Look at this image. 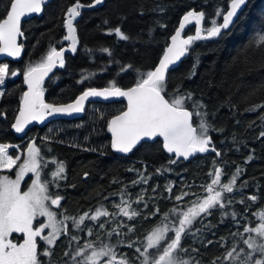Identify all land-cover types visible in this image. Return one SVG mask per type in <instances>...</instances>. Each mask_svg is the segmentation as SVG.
Returning a JSON list of instances; mask_svg holds the SVG:
<instances>
[{
	"label": "trees",
	"instance_id": "16d2710c",
	"mask_svg": "<svg viewBox=\"0 0 264 264\" xmlns=\"http://www.w3.org/2000/svg\"><path fill=\"white\" fill-rule=\"evenodd\" d=\"M75 2L51 0L44 7L42 16L23 23V55L16 63L5 62L10 72H18V75H9L5 95L0 99V143L19 144L23 141L17 137L12 125L19 112L21 97L26 92L24 72L29 64L39 62L51 47L60 50L69 45L68 40H64L67 35L64 21L67 9ZM79 2L88 4L92 0ZM229 3L230 0H105L99 8L81 12L74 24L77 50L73 55H67L64 67L44 82L45 102L67 104L89 87L100 89L111 81L124 89L134 87L140 78L139 73L154 70L158 65L169 47L171 36L188 11L206 13V20L200 24L202 35H206L203 29L211 27L212 19L222 23V17L213 13L227 10ZM9 8L10 0H0V16ZM115 27H120L129 39L120 40L114 32L109 35V30ZM196 27L194 21L186 36H194ZM262 35L264 0H249L226 38L195 41L188 47L186 57L167 74L166 91L169 95L179 87L181 92H192L193 100L205 105L200 110L207 113L204 119L210 125L209 135L221 152L220 157L208 152L184 162L169 157L160 140L141 144L128 157L117 155L111 148L108 121L126 109L122 101L91 103L74 121L51 122L27 133V141L20 146L21 150L25 151L35 141L47 162V170L56 171L53 161L64 164L62 178L57 182L47 178L52 182V192L64 197L57 212L79 218L85 212L91 215L93 209L103 206L116 213L114 205L122 198L133 202L141 193L144 196L140 204L132 203V207L141 213L135 220L120 215L101 218L104 228L99 227L100 221L86 220L81 226L83 231L71 221H66L70 232L62 234L51 247V257L41 256L42 264H75L64 253L71 254L77 247L100 239L113 244L117 240L122 241L118 251L127 253L132 264H140L134 248L123 245L135 242L134 247H142L163 213L177 205L190 206L197 196L203 197L206 193L201 185L210 183L208 173L213 170L214 160L222 168V182L230 180L237 167L241 169L234 192L227 194L234 201L227 211L239 213L236 217L238 223L231 217L220 223V213L215 211L203 221V224L213 225L211 229L183 239L184 247L189 249L183 255L196 257L200 264H211L232 245H240V236L233 237L229 233H243L244 227L253 226L258 220L259 210L264 209V137L260 136L264 132V119H261L264 109L259 108L264 104V47L259 42ZM104 48L109 49L111 55L102 51ZM191 71L195 75L191 79L185 78L184 74ZM85 76L89 79L85 80ZM11 154L14 156L15 151ZM170 160H176V163H169ZM85 173L88 174L86 178ZM141 173L149 178L147 183L134 185L132 182L140 180ZM4 174L14 175L13 172ZM169 185L171 192L166 190ZM184 192L189 195L182 201H176L175 196ZM252 195L258 197L257 202L247 199ZM242 199L244 203H239ZM156 209H159V214L151 215ZM122 225L134 226L135 231L128 233ZM196 227L202 228L203 225L197 223L192 231ZM88 228L93 230L92 236L87 234ZM112 229L127 235L117 237L113 234L109 240L106 233ZM72 235L78 237L79 243L71 240ZM244 236L246 238L247 234ZM221 237L225 239L221 240ZM10 239L13 242L21 240L17 235ZM208 240L213 243L205 246ZM45 248L48 247L41 242L38 251L42 253ZM192 248L198 252H192Z\"/></svg>",
	"mask_w": 264,
	"mask_h": 264
},
{
	"label": "snow or ice",
	"instance_id": "6c2138e0",
	"mask_svg": "<svg viewBox=\"0 0 264 264\" xmlns=\"http://www.w3.org/2000/svg\"><path fill=\"white\" fill-rule=\"evenodd\" d=\"M47 3L48 0H10V8L3 16H0V54L14 58L21 55L23 45L17 43V38L24 36L21 28L22 18L41 13L43 6ZM102 3L104 0H92V3L88 4L76 0L74 6L67 9L64 27L68 34L64 36V40L72 41V52L76 51L77 43L73 21L81 16V9L95 7ZM248 3L249 0H230L227 10L213 13L214 16L222 17V23L212 19L211 27L203 29L206 35H202L200 27L201 22L206 20V13L204 11H188L183 16L175 34L171 36V45L167 47L163 58L159 60L154 70L139 73L140 78L134 87L124 89L117 86L115 81H111L107 87L100 89L89 87L74 102L68 104L56 105L46 103L44 100V78L57 64L59 67H64V53L67 51L64 48L57 50L55 47H51L39 62L29 64L24 72V81L28 86V91L24 92L21 97L19 115L12 127L17 133H22L28 124L33 121L43 122L46 116L82 113L85 110V101L90 97H99L104 100L122 97L127 100L126 110L121 111L108 121V131L112 136L111 148L115 152H132L142 142L159 137L163 139L164 149L168 153H175L178 158L183 157L187 160L197 153L208 152L215 153L216 157H220L221 152L213 145L209 135L210 125L204 119L207 113L200 110L205 105L193 100L192 92H181L179 87L169 95L166 91L169 80L167 74L169 66L175 65L181 57L185 56L188 46H191L195 41L226 38L230 32V26L234 23V18ZM192 21H195L197 25L195 35L181 39L186 24ZM105 22L107 23V21ZM113 32L120 40L129 39L120 27L109 30L108 34L112 35ZM259 42L264 47V35L260 36ZM102 51L109 52V49L104 48ZM109 55H111L110 52ZM9 75L16 76L17 73L10 72L8 63L0 65V85L5 84V79ZM194 75V71L184 74L187 79H191ZM84 79L87 80L89 77L85 76ZM4 95V92H0V97ZM259 108L264 109V104L259 105ZM261 119H264V116H261ZM260 136L264 137V132H261ZM8 148V144L0 143V169L7 168L11 171L17 165L20 157L14 158L9 154ZM92 150L94 151V149ZM27 153V158L19 164L14 180L7 175L0 176V264H42L41 256L51 257L53 255L51 246L62 234L67 235L70 232L66 221H71L77 229L83 231L81 226L85 225L86 220L100 221L99 227L104 228L105 223L101 218L120 215L128 220H135L141 215L137 209L132 207V203L140 204L144 200L142 193L133 202L122 198L119 203L114 205L117 209L116 213L109 212L103 206L93 209L91 215L85 212L79 218L53 211L49 204L59 209L62 207L61 201L64 197L59 193L50 192V184L62 178L61 174L65 170L64 164L60 163L58 169L52 172V182L47 179L42 180L40 170L47 166V162L41 156V149L36 146L35 141L28 145ZM169 163L175 164L176 160H170ZM129 171H133V169H129ZM164 171H168V169H164ZM28 172L33 173L35 179L31 181V186L27 191H22L21 179ZM240 172L241 169L237 167L236 174L226 183L222 182V168L217 166L214 160L213 170L208 173L210 183L201 185L206 193L203 197L197 196L195 200L191 201L190 206L177 205L169 212L163 213L162 218L146 236V243L142 247H134L135 242H129L123 246L129 249L134 248L140 264H200L196 257L183 255L188 253L189 249L184 247L182 241L187 235L195 236L196 232L211 229L213 225L203 224V221L215 211L220 213V223H225L228 217H231L233 222H237L236 217L239 213L236 210L227 211L234 203L227 194L234 192V185L237 183ZM84 175L86 178L88 174ZM139 175L141 179L132 183L134 185L141 182L147 183L149 178L144 177L142 173ZM116 182L113 181V183ZM152 190L155 191V188ZM166 190L171 192V186H166ZM188 195L187 192H184L175 196V200L182 201ZM247 199L255 203L258 197L252 195ZM239 203H244V200H240ZM144 206L147 207L146 204ZM158 214L159 209L151 213L153 216ZM38 217H46L47 223H41L40 226L34 228L33 221ZM147 218L146 216L145 219ZM197 223L202 224L203 227H196L195 231H192ZM122 227H126L128 233L135 231L134 226L122 225ZM45 229H50V231L47 235H42ZM13 233H22L23 243L17 244L9 239ZM87 234L92 236L93 230L88 228ZM113 234L117 237L122 234L127 235V233L112 229L106 233V236L110 240ZM229 234L233 237L239 235L247 251L244 247L232 245L221 256L213 259L211 264H217V262L220 264H264V209L259 210L258 220L254 222L253 226L244 227L243 233L230 232ZM244 234H247L246 238ZM37 237L49 246L42 253L38 251ZM224 239L221 237V240ZM71 240L79 243L78 237L75 235L71 236ZM122 243L120 240H117L115 244L104 242L103 239L89 241L83 246L77 247L71 254L65 252L64 256H70L75 264H132L127 253L118 251ZM212 243V240H208L205 246ZM191 251L198 252V249L192 248Z\"/></svg>",
	"mask_w": 264,
	"mask_h": 264
},
{
	"label": "water",
	"instance_id": "95a60500",
	"mask_svg": "<svg viewBox=\"0 0 264 264\" xmlns=\"http://www.w3.org/2000/svg\"><path fill=\"white\" fill-rule=\"evenodd\" d=\"M51 0H48V3L50 2ZM105 1V0H104ZM47 3V4H48ZM46 4V5H47ZM84 4V3H83ZM103 4V3H102ZM102 4H100V5H96L95 7H85V8H83V9H81L80 11L81 12H86V11H92V10H94V9H97V8H99ZM46 5H44L43 6V8H42V12L41 13H39V14H32L31 16H29V17H25V18H22V21H21V28H22V25H23V23L24 22H26V21H30V20H32L33 18H35V17H40V16H42V14H43V10H44V7L46 6ZM74 6V5H73ZM240 12V11H239ZM239 12H238V15H237V17H235L234 18V23H233V25L235 24V22H236V20H237V18H238V16H239ZM66 18H67V15H66ZM76 20V19H75ZM75 20L73 21V26H74V24H75ZM193 22L194 21H192L191 23H188V24H186V27H185V29H184V31L182 32V34H181V39H185V38H187V36H186V31L188 30V28L191 26V25H193ZM233 25L232 26H230V29L233 27ZM75 27V26H74ZM67 34H68V32H67ZM175 34V33H174ZM75 35H76V33H75ZM23 37L24 36H22V37H18L17 38V43L18 44H22L21 43V40L23 39ZM76 40H77V36H76ZM68 43H69V45L68 46H65V47H63L64 49H67V51H65V53H64V58L67 56V55H73L75 52H72L71 51V46H72V41L71 40H68ZM171 45V39H170V43H169V46ZM75 47H76V50H77V43H76V45H75ZM189 47V46H188ZM23 51H24V49L22 48V51H21V55L18 57V58H14V57H9V56H7L6 54H0V63H4V62H14V63H16V62H18L20 59H21V57H22V55H23ZM188 53V52H187ZM187 53H186V55H187ZM186 55L185 56H183V57H181L180 58V60L179 61H177V63L175 64V65H170L169 66V72L172 70V69H174L175 67H177V65L186 57ZM163 58V57H162ZM161 58V59H162ZM60 69V67H59V65L57 64V66L56 67H54L53 69H52V71L51 72H49L48 73V75L44 78V82L46 81V80H48L49 78H51L54 74H55V72L56 71H58ZM168 72V73H169ZM17 75H18V72H17ZM26 91H28V86H27V84H26ZM116 101H122V102H124L125 104H126V107H127V100L125 99V98H110V99H108V100H104L103 98H99V97H90L87 101H85V104H84V108H86V106L87 105H89V104H91V103H94V102H100V103H112V102H116ZM72 102H74V101H72ZM72 102H70V103H72ZM68 104V103H67ZM20 107H21V103H20ZM20 107H19V109H20ZM126 110V109H125ZM82 114H83V112L82 113H75V114H72V115H67V114H56V115H54V116H46L45 117V119L43 120V122H37V121H33L32 123H30V124H28L26 127H25V130H24V132H22V133H17L16 131H15V129H14V131H15V133H16V135H17V137L19 138V139H21V140H25V138H26V136H27V133L31 130V129H33V128H43L44 126H46V125H48V124H50L51 122H55V121H74V120H76V119H78V118H80L81 116H82ZM19 115V112H18V114H17V116ZM2 118V114H1V111H0V119ZM109 134H110V138L112 139V136H111V133L109 132ZM157 140H160L162 143H163V139L162 138H156V139H154V140H148V141H145V142H142L141 144H143V143H151V142H155V141H157ZM140 144V145H141ZM140 145H137V147L136 148H138ZM136 148H134V149H136ZM133 149V150H134ZM132 150V151H133ZM165 150V153L169 156V157H175V158H178V157H176V155H175V153H168L167 151H166V149H164ZM117 155H119V156H121V157H128V156H130L131 155V153L132 152H129V153H118V152H115ZM206 153H203V154H201V153H197V154H195L194 156H192V157H190L189 159H187V160H185L183 157H179L178 159H180V160H182V161H184V162H190L192 159H194L195 157H197V156H203V155H205Z\"/></svg>",
	"mask_w": 264,
	"mask_h": 264
},
{
	"label": "rangeland",
	"instance_id": "374dc122",
	"mask_svg": "<svg viewBox=\"0 0 264 264\" xmlns=\"http://www.w3.org/2000/svg\"><path fill=\"white\" fill-rule=\"evenodd\" d=\"M5 63V62H4ZM3 64V63H2ZM1 64V65H2ZM8 78V77H7ZM7 78L5 79V84L4 85H0V92H4L5 91V85H6V82H7ZM0 99H1V97H0ZM31 139H33V138H31ZM31 139H28V140H31ZM9 145V144H8ZM15 149V150H14ZM11 151H15V155L13 156L12 154H11ZM8 152H9V154L10 155H12L14 158L16 157V156H19L20 157V160H18L17 161V165L16 166H14L13 168H12V170L11 171H9L7 168H5V169H0V176H3V175H7V174H4V172H7V173H9V172H13L14 173V175L13 176H9V175H7V176H9V178L10 179H15L16 178V171L18 170V167H19V164L20 163H22L23 162V160L24 159H26L27 158V155H28V153H27V149L25 150V151H23V150H21V148L20 147H17V146H12V145H9V148H8ZM55 164H56V170L58 169V167H59V165H60V163L59 162H57V161H55ZM40 172H41V178H42V180H44V179H52L53 180V178H52V172L51 171H49V170H47V166L46 167H44V168H42L41 170H40ZM54 172V171H53ZM33 179H35V175L33 174V173H31V172H28V173H26L25 175H24V177L21 179V184H20V186H21V190L22 191H27V189H28V187H30L31 186V181L33 180ZM59 180V179H58ZM58 180H56V182L58 181ZM26 182H28L27 183V186L26 187H24V184L26 183ZM55 185H57L56 183H55ZM56 187V186H55ZM50 192H52V188H51V185H50ZM53 193V192H52ZM49 207L53 210V211H56V209L57 208H55L54 206H51L50 204H49ZM57 212V211H56ZM57 213H59V212H57ZM58 218H60V219H62V217H59L58 216ZM258 218V217H257ZM41 223H47V218L46 217H38L36 220H34L33 221V226H34V228L35 227H38V226H40V224ZM50 231V229H45V231H44V233H42V235H47V233ZM37 238H39V237H37ZM60 238V237H59ZM58 238V239H59ZM57 239V240H58ZM56 240V241H57ZM42 241V240H41ZM43 242V244L45 245V246H47V247H49L44 241H42ZM21 243H22V241H21ZM56 243V242H55ZM146 243V242H145ZM17 244H20V243H18L17 242ZM55 245V244H54ZM54 245H52L51 247H53ZM239 247H244L245 248V251H247V248H246V246H244L243 245V243H242V241L240 242V245H239ZM257 258H259L258 256H257Z\"/></svg>",
	"mask_w": 264,
	"mask_h": 264
},
{
	"label": "flooded vegetation",
	"instance_id": "af4514ba",
	"mask_svg": "<svg viewBox=\"0 0 264 264\" xmlns=\"http://www.w3.org/2000/svg\"><path fill=\"white\" fill-rule=\"evenodd\" d=\"M27 140H23L22 142H20L19 144H9V145H12V146H17V147H20L22 144H24L25 142H26ZM15 150V149H14ZM4 173H7V172H4ZM12 235H17L18 237H20V241H17L18 243H21V241H22V243H23V239H24V237H23V234L22 233H13ZM11 235V236H12ZM10 236V237H11ZM10 237H9V239H10ZM17 242H15V243H17ZM41 240H40V238H37V243H38V245L39 244H41ZM38 249H39V247H38Z\"/></svg>",
	"mask_w": 264,
	"mask_h": 264
}]
</instances>
